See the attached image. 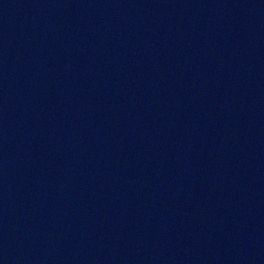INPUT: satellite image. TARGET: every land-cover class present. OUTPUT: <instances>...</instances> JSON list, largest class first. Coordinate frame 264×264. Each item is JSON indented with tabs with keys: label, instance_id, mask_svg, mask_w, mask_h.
Returning a JSON list of instances; mask_svg holds the SVG:
<instances>
[{
	"label": "water",
	"instance_id": "95a60500",
	"mask_svg": "<svg viewBox=\"0 0 264 264\" xmlns=\"http://www.w3.org/2000/svg\"><path fill=\"white\" fill-rule=\"evenodd\" d=\"M0 264H264V0H0Z\"/></svg>",
	"mask_w": 264,
	"mask_h": 264
}]
</instances>
